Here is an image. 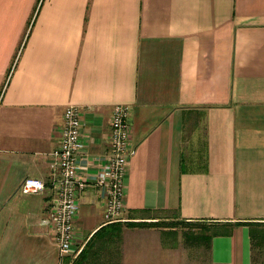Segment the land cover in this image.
<instances>
[{
	"label": "crops",
	"instance_id": "obj_1",
	"mask_svg": "<svg viewBox=\"0 0 264 264\" xmlns=\"http://www.w3.org/2000/svg\"><path fill=\"white\" fill-rule=\"evenodd\" d=\"M116 104L136 153L107 223L95 177ZM69 105L88 186L66 259L264 264V0H0V264L63 262L48 219ZM26 178L44 190L22 195Z\"/></svg>",
	"mask_w": 264,
	"mask_h": 264
},
{
	"label": "built area",
	"instance_id": "obj_2",
	"mask_svg": "<svg viewBox=\"0 0 264 264\" xmlns=\"http://www.w3.org/2000/svg\"><path fill=\"white\" fill-rule=\"evenodd\" d=\"M130 113L127 105L116 104L112 107L108 147L98 164L95 177V184L103 193L104 219L107 223L114 221L124 210L129 161L136 153L131 143ZM81 115L80 109L74 105L64 109L59 145L52 153L51 185L55 196L50 205L48 221L54 243L63 259L70 254L74 242L73 222L79 211L78 197L88 186L87 179L79 174L77 162V155L84 147ZM44 188L41 180L26 178L19 191L22 195H29L40 193Z\"/></svg>",
	"mask_w": 264,
	"mask_h": 264
},
{
	"label": "rangeland",
	"instance_id": "obj_3",
	"mask_svg": "<svg viewBox=\"0 0 264 264\" xmlns=\"http://www.w3.org/2000/svg\"><path fill=\"white\" fill-rule=\"evenodd\" d=\"M170 223L165 224V223H162L161 222V223H156V224H150V223H140V222H136V223H134V224L132 223V224L135 225L134 226L135 228H139L140 224H145L147 227L148 226H150V227L157 226L155 228H158V229H159V227H166V228L174 229V231H175V232H173L174 233V237H179V238L180 237L182 238L187 233H189V235L190 234L191 235H196L195 233H197V231H198L196 227H192V226H189V225L188 226H182L180 224L178 225V224H175V223H172V222H170ZM142 227H144V226H142ZM150 227H148V228H150ZM99 245L100 244L97 243L96 245L92 246L89 251L92 252V251H99V250H101L102 247H99ZM183 245L184 244H181V246H183ZM98 261H102V260L99 258ZM110 263L113 264L112 260L110 261ZM62 264H73V260L63 259Z\"/></svg>",
	"mask_w": 264,
	"mask_h": 264
},
{
	"label": "trees",
	"instance_id": "obj_4",
	"mask_svg": "<svg viewBox=\"0 0 264 264\" xmlns=\"http://www.w3.org/2000/svg\"><path fill=\"white\" fill-rule=\"evenodd\" d=\"M127 226L134 227L135 225H133V224H127ZM115 227H117V228H115L114 231L112 229L109 230V229H106V228L100 229L99 231H97L94 234V236H97L96 238H99L101 236H105L106 239H107V237H109L108 235H111L110 237H112V236H118L120 234V225H117ZM98 240L101 241L100 239H98ZM98 240H96V241H98ZM92 243L95 244L94 242H92ZM92 243L89 246H91V247L94 246V245H92ZM99 244H100L99 247L106 246L103 241L101 243H99Z\"/></svg>",
	"mask_w": 264,
	"mask_h": 264
}]
</instances>
